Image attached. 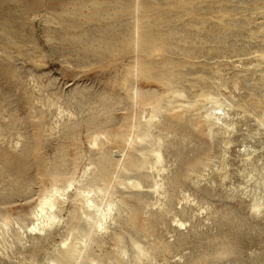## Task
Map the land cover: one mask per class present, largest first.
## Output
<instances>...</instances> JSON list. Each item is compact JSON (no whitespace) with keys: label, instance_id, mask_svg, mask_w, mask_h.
I'll use <instances>...</instances> for the list:
<instances>
[{"label":"rangeland","instance_id":"obj_1","mask_svg":"<svg viewBox=\"0 0 264 264\" xmlns=\"http://www.w3.org/2000/svg\"><path fill=\"white\" fill-rule=\"evenodd\" d=\"M0 264H264V0H0Z\"/></svg>","mask_w":264,"mask_h":264},{"label":"bare ground","instance_id":"obj_2","mask_svg":"<svg viewBox=\"0 0 264 264\" xmlns=\"http://www.w3.org/2000/svg\"><path fill=\"white\" fill-rule=\"evenodd\" d=\"M219 116V115H218ZM217 116V117H218ZM219 119H221L219 117ZM146 123V122H145ZM144 135V134H142ZM147 138L148 140V135L147 133L145 134V136H140L138 137V139H140V141L142 143H144ZM136 139V138H135ZM137 139V140H138ZM150 139V138H149ZM151 142V141H150ZM134 144V143H133ZM138 144L137 142H135V145ZM141 145V144H140ZM137 165V164H136ZM125 170V169H124ZM138 185H136L137 187ZM72 187V185L69 186V188ZM53 188V187H52ZM69 192V189H66L65 190H60V189H57L50 193V195L48 194L46 197H44L43 200H41L40 204H39V219H37L38 221L41 222V224H39L38 226H36L35 228H33L32 232L34 233H37V230L39 229L40 226L44 225L46 222H49L51 221V219H54L55 218V213H54V210L56 208V205H55V202L58 200V198L61 199V197H65V193L66 192ZM66 199V198H65ZM90 203H92V200H88ZM57 203V202H56ZM89 204V203H88ZM112 204V203H111ZM89 209H91L89 212L88 215L92 216V217H96L98 215H100L102 217V219H107V216L109 215L110 211L112 210L111 206L110 208H108L105 212L102 213V210L98 207V206H88ZM88 210V209H87ZM56 211V210H55Z\"/></svg>","mask_w":264,"mask_h":264}]
</instances>
